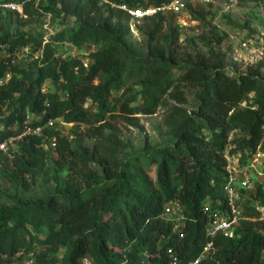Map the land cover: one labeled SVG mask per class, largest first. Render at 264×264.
Wrapping results in <instances>:
<instances>
[{
	"label": "trees",
	"instance_id": "obj_1",
	"mask_svg": "<svg viewBox=\"0 0 264 264\" xmlns=\"http://www.w3.org/2000/svg\"><path fill=\"white\" fill-rule=\"evenodd\" d=\"M3 1L23 4L24 14L30 15L34 2L42 0ZM43 1L48 12L72 17L78 25L56 41L98 50L87 64L60 58L47 44L41 65L27 69L13 63L20 41L1 37L0 44L10 46L11 56L0 54V80L8 74L11 79L0 85L1 111L5 107L10 112L6 118L0 114V119L7 125L22 122L30 109L46 111V121L92 125L88 135L94 150L83 141L74 148L68 138L48 130L56 138L55 148L46 150L41 138H25L17 151L2 157L0 179L8 186L0 185V263L5 254L35 252L36 264H80L85 257L96 264H143L145 253L151 255V264H166L169 247L183 263L197 259L209 241L206 204L211 210L226 209L222 187L227 153L241 154L244 162L246 152L259 147L264 152V78L257 69L229 76L224 56L213 51L212 63L180 64L177 31L167 25L163 13L143 19L139 30L147 37V56L134 53L126 45L130 16L119 6L162 7L173 0ZM194 7L189 4L187 10L203 19ZM4 14L20 16L17 11H0V21ZM35 49L42 50L40 42ZM47 81L52 87L43 93ZM132 81L142 88L144 103L138 111L145 115L156 114L167 97L186 104L184 86L196 93L191 114L181 106L173 109L171 144L120 158L125 149L121 132L106 115L134 114L130 103L135 99L120 103L115 96ZM251 95L254 100L248 103ZM88 103L96 107L95 114ZM49 154L57 155L56 164L69 170V180L36 190L26 177L35 179ZM97 157H103L107 166L93 177L87 168ZM254 197L264 204L261 187ZM171 201L180 202L185 213V223L176 232V223L162 219ZM213 245L203 264H264V223L242 221L234 238L217 237ZM39 247L43 250L37 251ZM62 248L67 252L58 260Z\"/></svg>",
	"mask_w": 264,
	"mask_h": 264
},
{
	"label": "rangeland",
	"instance_id": "obj_2",
	"mask_svg": "<svg viewBox=\"0 0 264 264\" xmlns=\"http://www.w3.org/2000/svg\"><path fill=\"white\" fill-rule=\"evenodd\" d=\"M194 6V9L203 16L204 20L195 19L187 9L181 12L168 11L164 13L168 18L167 25H172L173 29L177 31L175 36H178L179 40L176 46L179 63L194 64L200 61L212 63L214 58L212 56L213 51L218 54V57L224 56L226 72L229 76L248 74L251 69H257L264 78V59L251 62V58H248V56L244 57L246 53H242L239 49L243 40L255 37L259 31L264 32V0H206ZM47 8L48 3L42 0L34 2L30 15H25L24 12L20 16L13 14L3 15V20L0 21V38L8 35L11 40L20 41L15 48V52L17 50L19 56L17 57L14 53L13 61L27 69L35 63L41 65L45 46L52 44L56 56L63 59L76 58L88 64L91 61L92 54L98 50V47L79 46L69 41H56L59 34L65 33V36H67L76 30L78 25L74 18L63 15L60 17L55 16L53 13L48 12ZM129 18L128 27L130 34L126 39V45L137 55L147 56V37L139 30L143 19L137 20L131 16ZM167 25L165 34L170 33ZM38 42L41 43L42 50L37 51L35 47ZM26 48L29 51H26ZM6 50L7 48L5 49L1 46L0 54L3 55ZM183 89L187 100L186 104H179L172 97H167L164 105L154 115H145L138 111L144 100L142 88L136 81L130 82L125 89L115 95L119 98L120 103L135 99L134 102L130 103L134 114L127 115L120 111H109L106 115L107 121L112 122L121 132V139L125 149H123L120 158L124 157L126 153H147L157 146L172 143L173 135L170 123L174 107H184L191 114V104L195 98L196 89L190 86H184ZM253 100L254 97L251 95L248 103H252ZM243 106L246 107L247 104ZM87 107L92 108L94 114L97 112L96 107L91 106L90 103L87 104ZM3 109L6 110L5 107ZM91 128L92 125L68 124L59 119L50 127V130L68 138L74 148L79 142L83 141L91 150H94V140L88 135V131ZM107 135L108 132H106L104 137ZM234 137H237V135H233ZM232 147L234 148L231 145L229 149L231 150ZM50 149L51 147H49ZM235 157L238 160L240 154H235ZM58 158L57 155L49 154L45 157L42 168L36 170V178L26 177L30 182L33 180L36 190L55 188L57 184H62L69 180V170L66 168L61 169L56 164ZM231 160L235 164L233 158ZM106 166L105 159L97 157L89 165L87 171L92 172L94 177V174H97ZM80 170L83 171V174H86V171L81 166ZM255 175L257 182L264 183V171L256 172ZM92 176L87 175L85 178L92 180ZM86 179H80L82 184H84ZM0 185L8 186L2 179H0ZM41 250H43L41 247L37 249V251ZM66 252V248H62L56 258L62 260ZM50 257H53V255H50Z\"/></svg>",
	"mask_w": 264,
	"mask_h": 264
},
{
	"label": "built area",
	"instance_id": "obj_3",
	"mask_svg": "<svg viewBox=\"0 0 264 264\" xmlns=\"http://www.w3.org/2000/svg\"><path fill=\"white\" fill-rule=\"evenodd\" d=\"M101 1L108 2V0ZM204 1L206 0H173L170 4L162 7L134 9L127 5H121L119 8L125 11L133 19L140 20L160 13L164 14L168 11L181 12L186 10L189 4L196 5ZM0 11H17L22 14L23 4L0 0ZM2 47L6 49L10 46L6 44ZM239 49L242 53H246L244 57L248 56V58H251V62L263 60L264 32L259 31L255 37L243 40L240 43ZM26 51H29V49L26 48ZM3 55L7 57L11 56L7 50ZM15 55L17 57L19 56L17 50ZM247 61L250 60L248 59ZM13 63L16 64L14 61ZM10 79L11 75L8 74L6 78L0 80V85H3ZM51 87V82L47 81L42 87V92L47 93L51 90ZM0 114H2L1 118H6L10 115V112L4 109L1 111L0 107ZM46 117V111L38 113L27 109L24 112L22 122L17 121L13 124L7 125L6 122L0 119V163L3 156L10 155L11 151H17L19 143L25 138H41L46 150H49V147L55 148L57 145L56 138L49 136L47 132L59 119H49L46 121ZM260 148L261 147H259L256 152H246L244 154L246 161L244 162L241 160V154L239 159L236 160V157L231 155L230 152L227 153V177L226 182L222 187L226 209L222 210L220 208L218 210H211L210 204H206L205 209L209 213V221L207 225V235L209 237L208 243L197 259L186 263H183L176 250L169 247L166 250V264H203L211 255L215 238H234L237 228L242 221L264 223V204L254 197L259 187L264 191V183L257 182L255 177L256 172L264 171V152H262ZM232 158L233 160L235 159V164L232 163ZM217 205L221 206L222 204L221 202H218ZM162 219L166 222L176 223L174 228V232H176L179 226L185 223L184 207L178 201L169 202L164 208ZM163 244L164 243H161L160 247H162ZM143 259V264L152 263V257L149 253H145ZM0 264H36V255L35 252H17L12 255L5 254L3 255V261ZM80 264L96 263L91 257H85L81 260Z\"/></svg>",
	"mask_w": 264,
	"mask_h": 264
}]
</instances>
